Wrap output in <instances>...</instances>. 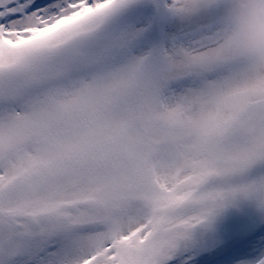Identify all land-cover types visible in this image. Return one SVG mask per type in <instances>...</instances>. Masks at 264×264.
<instances>
[{"label":"snow or ice","instance_id":"6c2138e0","mask_svg":"<svg viewBox=\"0 0 264 264\" xmlns=\"http://www.w3.org/2000/svg\"><path fill=\"white\" fill-rule=\"evenodd\" d=\"M226 0H0V264H264V65Z\"/></svg>","mask_w":264,"mask_h":264},{"label":"clouds","instance_id":"9594fccd","mask_svg":"<svg viewBox=\"0 0 264 264\" xmlns=\"http://www.w3.org/2000/svg\"><path fill=\"white\" fill-rule=\"evenodd\" d=\"M241 55L264 65V0H226Z\"/></svg>","mask_w":264,"mask_h":264}]
</instances>
